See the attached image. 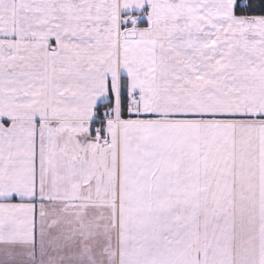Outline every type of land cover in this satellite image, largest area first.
<instances>
[{"label": "snow or ice", "instance_id": "obj_1", "mask_svg": "<svg viewBox=\"0 0 264 264\" xmlns=\"http://www.w3.org/2000/svg\"><path fill=\"white\" fill-rule=\"evenodd\" d=\"M0 264H264V0H0Z\"/></svg>", "mask_w": 264, "mask_h": 264}]
</instances>
